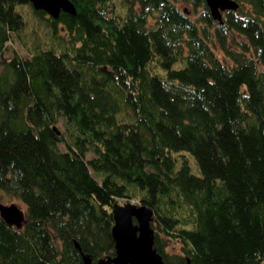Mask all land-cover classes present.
I'll list each match as a JSON object with an SVG mask.
<instances>
[{
	"label": "trees",
	"instance_id": "1",
	"mask_svg": "<svg viewBox=\"0 0 264 264\" xmlns=\"http://www.w3.org/2000/svg\"><path fill=\"white\" fill-rule=\"evenodd\" d=\"M70 1L0 0V191L24 207L0 218V264L112 255L123 197L164 264L264 263V0L220 20L204 0ZM23 5L52 40L5 57Z\"/></svg>",
	"mask_w": 264,
	"mask_h": 264
},
{
	"label": "water",
	"instance_id": "2",
	"mask_svg": "<svg viewBox=\"0 0 264 264\" xmlns=\"http://www.w3.org/2000/svg\"><path fill=\"white\" fill-rule=\"evenodd\" d=\"M28 2L34 10H40L51 18H56L59 11L74 12L70 0H28ZM204 3L210 16L217 20H220V11L233 9L237 5L234 0H204ZM111 217L113 254L101 256L91 263L89 255L81 253L83 264H164L160 254L152 246L149 207L130 201L114 203ZM0 218L8 225L19 227L24 220L23 210L13 202L0 203ZM74 245L78 249L75 241ZM184 264L195 263L185 258ZM250 264L264 263L255 261Z\"/></svg>",
	"mask_w": 264,
	"mask_h": 264
},
{
	"label": "rangeland",
	"instance_id": "3",
	"mask_svg": "<svg viewBox=\"0 0 264 264\" xmlns=\"http://www.w3.org/2000/svg\"><path fill=\"white\" fill-rule=\"evenodd\" d=\"M114 6L118 7L121 6L120 4V0H112ZM122 7V6H121ZM21 12L23 14V27L19 30V34L15 35L16 37L12 36V38L10 39V41L7 42L6 44V49L3 52V55L5 57L9 56V52L11 49L15 50V52L17 53L18 56L20 57H28L32 51V48L34 45L37 46H42L45 45L46 42L44 41H50L52 39L48 38V28L46 25L43 24L42 20H39L37 17L33 16V14L29 11L28 7L26 5H23L21 7ZM44 16H47L46 14H44ZM57 33H59V35H64V33L62 31H57ZM50 34V31H49ZM51 36V35H50ZM64 37H66L64 35ZM60 44L64 43L63 40H59ZM56 41H53V44ZM54 125L59 129V131L62 133H65L64 131V124L62 123V118H58L57 122L54 123ZM63 148V147H61ZM178 159L179 157L184 158L187 162V164L189 165L190 170L193 173H197V166L196 163L194 162L193 158V162L191 160V158L189 157L188 153L181 151L179 154H177ZM87 156H89V153H87ZM194 163V165H193ZM195 166V170L192 169V167ZM124 201H130V202H136L133 198H118L117 200H115L116 203H122ZM10 202L15 203L19 208H21L22 210H24V207L22 205V203L17 200L16 198L10 197L6 194H4L2 191H0V203L2 204H8ZM174 248L176 249L175 244L173 245ZM168 248L170 249L169 245Z\"/></svg>",
	"mask_w": 264,
	"mask_h": 264
}]
</instances>
